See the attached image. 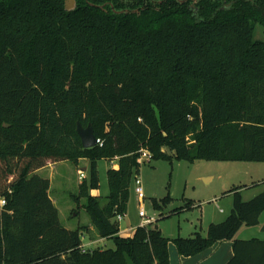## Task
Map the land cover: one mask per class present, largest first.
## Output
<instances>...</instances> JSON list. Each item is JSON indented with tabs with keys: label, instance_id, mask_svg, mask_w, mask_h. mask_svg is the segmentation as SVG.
Instances as JSON below:
<instances>
[{
	"label": "trees",
	"instance_id": "obj_1",
	"mask_svg": "<svg viewBox=\"0 0 264 264\" xmlns=\"http://www.w3.org/2000/svg\"><path fill=\"white\" fill-rule=\"evenodd\" d=\"M74 1L0 0V264H170L169 241L188 257L224 240V264H264V239L234 237L258 224L264 190L246 201L243 185L225 191L230 211L205 234L170 239L156 218L126 237L116 219L140 149L150 161H264V0ZM77 121L100 144L84 148ZM79 159L87 175L71 198L111 248L82 250L87 225H61L36 172ZM100 159L116 161L103 201L90 193Z\"/></svg>",
	"mask_w": 264,
	"mask_h": 264
},
{
	"label": "rangeland",
	"instance_id": "obj_2",
	"mask_svg": "<svg viewBox=\"0 0 264 264\" xmlns=\"http://www.w3.org/2000/svg\"><path fill=\"white\" fill-rule=\"evenodd\" d=\"M72 5V4H71ZM256 39H263L262 28L259 25L255 27ZM150 161V160H149ZM140 164L138 179L144 193V198L139 200L135 192L134 179L130 185L129 200L126 213L118 221L119 230L130 229L142 223L138 211L141 206L146 211L147 216H152L153 221L157 218V224L162 231L175 233L178 228H183L189 223L190 219L202 217V224H205L203 217L207 219L208 213L213 209V203L205 201L206 197L222 194V202H231L233 197L224 196L228 189L247 185L240 190L241 199L246 201L264 190V161H220L199 159L193 162L172 159H158ZM88 162L87 159L79 160V167ZM116 161L100 159L97 162L99 176V188L90 191L92 195L103 198L108 194V183L106 170L114 167ZM56 170L51 173L52 189L51 196L55 199V206L58 209L60 223L63 227L74 229L77 226L91 225L88 214L80 203H76L71 198L76 194L80 179V171L76 163L69 160L59 161L55 166ZM48 170L40 171L39 175L45 177L49 175ZM87 175V174H86ZM46 177V178H47ZM212 177L211 181L206 178ZM171 197V202L158 211L153 208L151 199H162L166 195ZM193 201L194 206L190 209H184L187 202ZM192 204V205H193ZM223 207V204L220 206ZM186 210V211H185ZM168 215L169 217L163 218ZM142 225V224H141ZM92 226V225H91ZM199 230V228H197ZM183 230V229H182ZM193 231V230H192ZM191 230L186 235H191ZM87 232V231H85ZM92 233L86 235L93 237L96 233L92 226ZM82 233V243H86L87 238ZM185 236V235H184ZM100 246L102 248L113 247L112 241H103L96 245H90L89 249Z\"/></svg>",
	"mask_w": 264,
	"mask_h": 264
},
{
	"label": "crops",
	"instance_id": "obj_3",
	"mask_svg": "<svg viewBox=\"0 0 264 264\" xmlns=\"http://www.w3.org/2000/svg\"><path fill=\"white\" fill-rule=\"evenodd\" d=\"M79 160L76 163L78 170L80 172H84L85 176H86L88 162H86V164H83L81 167H79ZM56 165H57V163L50 164V165L44 166V167H42L36 171L37 173H40V171H46V170L50 171L48 177L47 176H45V177H47L50 181L49 195H50V198L54 204H55V199H53L51 196V189H52L51 173L56 170V167H55ZM206 180L211 181L212 177L206 178ZM243 186H245L244 188L247 187V185H243ZM217 194H220V193H216V195H212V196L206 197V199H204L205 201L212 202L214 205L213 209H211L209 211L207 219H205V217H203L204 221L206 222L205 224H202V217H200V218L197 217L195 219H190L189 223L187 222V224L184 225L183 228H178L175 233H171V234L167 233L165 231H162V228L159 227L160 230L162 231V233L166 237L171 239V238L176 237V236H184V235L189 236V235H186L187 232H189L190 230L191 231L193 230L192 232H194L197 230V228H199V231L202 234H205L207 225L211 222L216 223V222L222 221L227 216V214L229 213L231 205H232V200H231V202H224L223 203L221 201L223 198L222 194H221V196L217 195ZM225 195L226 196H228V195L232 196L231 193H224V196ZM221 204H223L222 208L220 207ZM193 206H194V204L192 205V207ZM192 207H190V208H192ZM141 224L142 223H140V225ZM135 227H131L130 229L119 230V235L126 236V237L131 236ZM85 231L92 233L91 232L92 226L90 224L89 225L87 224V229L83 231V233H85V235H86L87 232H85ZM92 236L93 237H90L87 235L85 236L87 238V241H86V243H82V250L89 249L90 245L94 246L96 244H99L100 242L102 243L103 241H111L108 238L99 237L97 235V233H95ZM234 237L236 239H241V240H247V239H251V238L264 239V211H262V213L260 214L259 222L257 225L241 227L237 231V233L235 234ZM96 247H100V246H96ZM96 247H93V248H96ZM109 248H111V247H109ZM168 253H169L170 264H224L231 258L232 254H233V252H232V240H224V241L216 242V243L212 244L210 247H208L207 249H205L204 251H202V252H200L194 256H188V257L181 256L178 253L173 242L169 241Z\"/></svg>",
	"mask_w": 264,
	"mask_h": 264
},
{
	"label": "built area",
	"instance_id": "obj_4",
	"mask_svg": "<svg viewBox=\"0 0 264 264\" xmlns=\"http://www.w3.org/2000/svg\"><path fill=\"white\" fill-rule=\"evenodd\" d=\"M96 143L100 144L99 139H96ZM150 153L146 150V149H140L139 150V156L137 158V161L141 164L143 162H147L150 160ZM80 179L85 177V173L84 172H80L79 175ZM134 184H135V192L137 194V197L139 200L144 198V193H143V189L141 186V182L138 179V177H135L134 179ZM4 204V200L0 199V205ZM138 215L141 217L142 219V225L148 224L149 222H153V218L152 216H147L145 209L143 208V206L140 207L139 211H138ZM123 215H118L116 217L117 220H120L122 218Z\"/></svg>",
	"mask_w": 264,
	"mask_h": 264
},
{
	"label": "water",
	"instance_id": "obj_5",
	"mask_svg": "<svg viewBox=\"0 0 264 264\" xmlns=\"http://www.w3.org/2000/svg\"><path fill=\"white\" fill-rule=\"evenodd\" d=\"M73 5L74 0H65L64 2L65 9H71L73 8ZM76 132L84 148H90L96 145V136L94 135L91 123L83 126L79 121H77Z\"/></svg>",
	"mask_w": 264,
	"mask_h": 264
},
{
	"label": "flooded vegetation",
	"instance_id": "obj_6",
	"mask_svg": "<svg viewBox=\"0 0 264 264\" xmlns=\"http://www.w3.org/2000/svg\"><path fill=\"white\" fill-rule=\"evenodd\" d=\"M74 4H75V1H74ZM74 6V5H73Z\"/></svg>",
	"mask_w": 264,
	"mask_h": 264
}]
</instances>
